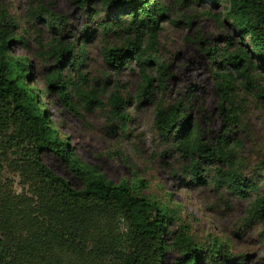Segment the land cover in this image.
<instances>
[{"label":"trees","instance_id":"obj_1","mask_svg":"<svg viewBox=\"0 0 264 264\" xmlns=\"http://www.w3.org/2000/svg\"><path fill=\"white\" fill-rule=\"evenodd\" d=\"M77 1L85 6L89 0ZM221 1L225 3L223 19L233 26L238 37L232 49L224 48L221 59L236 70L256 96H264V0ZM101 4L111 8L113 19L108 27L113 22L115 29L127 32L123 43L102 45L103 59L117 71L131 58L136 60L141 76L136 95L154 103L153 125L159 135L188 160L186 169L196 181H206L210 169L213 173L209 179L215 188L242 198L255 192L245 222L259 221L264 228V180L260 177L264 176V156L249 174L239 166V140L229 132L238 115L225 114L228 129L203 136L188 104L191 87L171 99L164 96L169 86L168 63L156 53V44L167 6L158 0H101ZM28 12L35 19L42 18L51 31L47 43L38 39L42 46L38 53L51 55L55 61L45 73L46 88L56 89L64 104L75 111L78 108L72 100L73 93L86 106L94 102L106 107L108 117L123 118L120 125L124 128L129 116L124 110L127 99L120 91L111 90L104 101L94 96V89L88 90L73 80L70 73V68H80L84 63L86 36L80 41L60 39L58 32L64 16L41 0H33ZM16 25V18L3 8L0 133L7 135L5 143L13 152L7 163L18 173L22 187L15 189L12 179L1 180L0 173V264H225L240 257L216 235L208 242L196 240L187 222L171 228L175 216L172 207L141 192L143 178L133 175L114 181L96 164L80 160L54 125L42 90L28 80L30 59L10 49L12 40H24L22 34H15ZM228 43L232 45V40ZM210 52L216 59L214 50ZM215 75L222 100L232 104L236 76L230 69L218 70ZM221 106L224 110L223 102ZM45 149L54 151L70 165L81 178L79 186L42 159ZM2 166L0 160V172ZM168 248L177 254L165 263Z\"/></svg>","mask_w":264,"mask_h":264},{"label":"rangeland","instance_id":"obj_2","mask_svg":"<svg viewBox=\"0 0 264 264\" xmlns=\"http://www.w3.org/2000/svg\"><path fill=\"white\" fill-rule=\"evenodd\" d=\"M41 1L64 16V24L58 32L60 39L80 41L86 36L84 63L80 68H70L73 80L88 90L94 89V96L104 101L115 89L127 99L124 110L129 117L125 119L124 128L120 125L122 117L112 119L106 107L94 102L86 106L74 93L72 100L78 111L69 108L56 89L46 88L45 73L53 68L55 61L51 55L38 53L42 48L38 39L47 43L51 31L42 18L35 19L28 12L33 0H0V12L4 8L16 18L14 32L24 37L23 41L12 40L10 49L30 59L28 80L42 90V99L54 125L68 139L80 160L96 164L114 181L121 177L130 179L133 175L143 178L140 191L172 207L175 216L171 228L187 222L196 240L208 242L216 235L227 242L231 253L240 254L225 264H264L263 225L259 221L245 222L246 210L255 192L242 198L215 188L209 179L213 173L210 169L206 172V181H196L186 169L188 160L154 128V103L136 95L141 78L136 60L131 58L117 71L103 59L104 43L120 44L127 39V32L115 29L113 22L112 27H108L113 19L111 8L102 5L101 0H89L85 6L77 0ZM158 1L167 6V16L162 20L156 44V53L168 63L169 86L165 98L182 95L191 87L188 104L203 136L228 129L225 114H237L238 119L231 124L229 132L239 140L236 148L239 166L245 173H251L264 156V96H256L236 70L221 59L224 48L232 49L234 40L238 39L233 26L223 19L225 3L221 0ZM210 50H214L216 59ZM227 69L236 76L232 104L222 100L215 75L216 71ZM257 78L262 81L261 77ZM6 138L7 135L0 133L1 180L12 179V186L20 190L19 175L7 163L13 152L5 143ZM41 157L74 185L81 184V178L60 155L45 149ZM260 177L264 180L263 175ZM176 254L173 248H168L165 263H170ZM203 264L212 263L204 261Z\"/></svg>","mask_w":264,"mask_h":264}]
</instances>
